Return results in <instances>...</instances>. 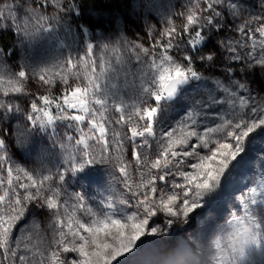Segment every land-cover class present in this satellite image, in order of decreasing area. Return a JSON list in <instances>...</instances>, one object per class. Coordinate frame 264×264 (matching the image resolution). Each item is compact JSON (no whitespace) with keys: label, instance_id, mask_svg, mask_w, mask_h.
I'll return each instance as SVG.
<instances>
[{"label":"snow or ice","instance_id":"obj_1","mask_svg":"<svg viewBox=\"0 0 264 264\" xmlns=\"http://www.w3.org/2000/svg\"><path fill=\"white\" fill-rule=\"evenodd\" d=\"M74 5L69 0H0V31L13 29L17 34L32 36L49 28L62 12L71 10ZM49 8L53 9L51 14H48ZM180 15L185 21L182 27L178 28L173 19H168L159 38L150 29L151 47L126 37L111 46L117 54V62H120L121 48H126L155 73L151 86L144 88L140 107L125 116L128 124L143 123L151 125L152 130L156 128L162 103L174 98L180 85L205 76L197 70V62L210 67L220 62L224 66L226 77L209 78L220 94L215 100L223 97L218 106L227 104L232 111L215 116L208 124L202 123L207 114L198 119L193 112L186 113L177 122L176 131L183 138L173 141L172 148L162 153L167 158L163 171L168 175L158 180L165 184L167 192L153 189V198H160L159 209L149 206L146 194H142L145 198L132 205L135 214L125 215L116 207L114 199L107 198L114 196L116 189L111 186L103 189L101 171L97 192L103 189L106 195L99 199L95 196L88 199L84 194L81 199V196L74 195L77 187L91 190L96 183L93 171L100 170L98 165L85 164L83 153H87L88 160L95 164L97 159L103 161L124 147L131 156L134 146L138 155L146 149L151 158L153 152L155 137L149 139L147 134L133 137L127 124L124 126L127 131L119 139L115 133L109 136L111 117L107 112L99 115L100 109L96 105L102 102L94 96L97 68L103 75L101 67L106 63L103 53L110 48L108 43L99 45L101 55L98 59L95 58L97 47L88 43L82 55L75 59L69 57L58 70L10 73L0 66V264H120L122 257L134 252L142 237L160 232L158 227H148L152 217L158 212L169 217L177 215L173 204L179 199L181 189L185 190L182 194L187 199V190L206 177L205 169L216 165H220L223 173L217 176L222 185V181L230 177L231 169L243 161L252 136L264 133V93H253L246 78L249 72L258 70L264 73V0H253L251 4L248 0H188L185 12ZM33 78L49 90L56 85H62L63 90L58 97L49 94L31 99L26 82ZM73 83L79 86V91ZM22 103L26 107H22ZM207 112L217 113L213 109ZM21 115H25L27 123L16 125V140L21 146L37 150L40 157L45 155V150L42 146L37 148L33 132H47L51 127L55 133L57 123L66 122L65 127L71 130V134L66 132L61 138V148L66 152L65 144H76L79 154L73 155L76 163L81 165L80 169L75 174L68 170L72 167V159L67 160V167L61 164L63 172L58 169L47 174L15 163L8 148L10 129L6 124L18 120ZM94 115L99 119L90 123ZM116 115H120V106H116ZM111 123L117 125L115 120ZM209 128L211 135L206 132ZM201 150H205L203 154ZM169 176L172 177L171 183H165ZM256 190L250 188L249 192L255 195ZM165 196L169 197L167 201ZM191 211L194 209L185 212V216ZM45 214L54 218L50 227L58 236L53 235L48 248L40 252L37 259L21 237L26 231L39 232L38 226L46 223L42 219ZM172 223L171 219L167 221L169 226ZM121 232L124 236L120 246H106L114 235L119 236Z\"/></svg>","mask_w":264,"mask_h":264},{"label":"rangeland","instance_id":"obj_2","mask_svg":"<svg viewBox=\"0 0 264 264\" xmlns=\"http://www.w3.org/2000/svg\"><path fill=\"white\" fill-rule=\"evenodd\" d=\"M106 1L109 2L108 14H106L108 32L101 35L89 33L84 25L77 24L75 19L77 13L68 10L62 12L49 28L42 29L32 36L17 34L13 29H8L7 31H11L16 36L19 45L18 61L13 64L0 55V66L8 69L10 73L20 70H26L29 74L44 69L58 70L69 57L75 59L82 55L88 43L97 47L95 50L97 59L101 55L99 45L102 43L110 45V48L103 53L106 61L101 67L103 75L100 74V68H97L94 96L98 102H102L96 105L100 109L99 115L102 116L107 112L111 117L108 125L109 136L115 133L119 139L120 135L127 131L124 128L127 124L128 131L133 137L145 134L149 139L155 137L153 152L151 158L146 149L138 155L134 146L131 156L124 147L111 156H106L103 161L97 159L95 164L88 160L87 153H83L84 163L93 167L98 165L100 170L93 171L96 183H93L91 190L77 187L74 195L81 196V199L84 195L88 199H92L93 196L99 199L101 195H106L103 189H109L111 186L116 192L114 196L109 195L107 198L114 199L116 207L125 215H134L136 209L132 205L139 204V201L145 198L142 194H146L149 206L154 205L159 209L160 198H153V189L158 188L162 192H167L165 184L158 180L161 176L168 175L163 171L167 158L162 153L172 148L173 141L183 138L179 131H176L177 122L186 113L193 112L198 115V119H202L207 114V119L202 123L208 124L213 122L215 116L227 115L232 109L227 104L218 106L223 102V97L218 101L215 100L220 94L209 78V76L226 77L224 66L220 62L214 67L197 62V70L205 76L190 80L188 85L180 90L175 100L171 102L165 100L162 103L156 117L155 130L151 129V125L145 126L143 123L128 124L125 116L140 107L144 88L151 86L155 73L126 48H121L120 62H117V54L112 51L111 46L121 37H126L130 41L151 47L152 37L148 35L150 29L159 38V33L167 27L168 19H173L177 27L183 25L185 21L180 13L185 12L188 0ZM248 3H253V0H248ZM52 11L53 9L49 8L48 14ZM86 17H92L90 11L86 13ZM3 31H0V36ZM68 71L70 70H66ZM246 78L253 93H264L257 84L258 79L264 82V73L258 70L249 72ZM73 87L79 91L77 84L73 83ZM62 90V85L53 86L49 90L34 78L26 82V91L32 94L31 99L49 94L58 97ZM21 106L26 107V104L22 103ZM116 106H120L119 116L116 115ZM208 109H213L217 113H208ZM97 119L99 116L94 115L90 123ZM112 120H115L117 125H112ZM18 123L21 125L27 123L25 115L6 124L10 129L8 148L15 163L26 169L40 170L41 174H47L58 169L63 172L61 164L67 167V160L72 159V167L68 170L75 174L80 169L81 165L76 163L73 155L79 154L76 144H65L66 152L61 148V138L66 132L71 134V130L65 127L66 122L57 123L55 133L51 127L47 132L40 130L33 132V142L37 148L42 146L45 150L43 157H40L37 150L30 146H21L17 142L14 129ZM84 130L88 131L87 126ZM226 130L231 131V129ZM211 131L210 128L206 129L209 135ZM204 151L201 150V154ZM145 164L146 167H141ZM100 171L104 176V185L103 189L97 192ZM205 171L206 177L187 190L189 193L187 199L182 194L185 190H180L179 199L173 204L177 215L169 217L163 212H158L152 217L148 227H158L160 232L154 236L142 237L134 252L122 257L120 264H264V179H262L264 178V133L252 136L248 141L243 161L238 167L231 169L230 177L222 181V185L217 180V176L223 175L220 165L209 166ZM171 181L172 177L169 176L165 183ZM250 188L258 189L255 195L249 192ZM68 191L73 192L72 189ZM168 198L165 196V201ZM129 201L132 203L129 204ZM193 209L194 211L185 216V212ZM72 215L74 216L75 213L73 212ZM83 218L87 219V217ZM42 219L46 223L42 227L38 226L39 232L26 231L21 237L37 259L39 253L48 248L53 235L58 236V233H54L50 227L54 223V218L45 214ZM169 219L173 220L170 226L167 224ZM123 236V232L119 236L114 235L110 244L106 246H120Z\"/></svg>","mask_w":264,"mask_h":264},{"label":"trees","instance_id":"obj_3","mask_svg":"<svg viewBox=\"0 0 264 264\" xmlns=\"http://www.w3.org/2000/svg\"><path fill=\"white\" fill-rule=\"evenodd\" d=\"M74 2L75 5L71 9L72 12L77 13L76 21L78 25L84 27L91 34H104L108 32V4L106 0H69ZM90 11L92 19L86 17V13ZM106 17V19H104ZM182 27V24L178 28ZM19 45L16 36L11 31H3L0 36V55L10 63H17L18 61ZM262 91H264V82L259 79L257 81Z\"/></svg>","mask_w":264,"mask_h":264},{"label":"water","instance_id":"obj_4","mask_svg":"<svg viewBox=\"0 0 264 264\" xmlns=\"http://www.w3.org/2000/svg\"><path fill=\"white\" fill-rule=\"evenodd\" d=\"M187 85H188V83L180 85L179 90H178L176 96H175L174 98L168 99L167 101H168V102H171V101L175 100V99L177 98V96L179 95L180 90H181L182 88H185Z\"/></svg>","mask_w":264,"mask_h":264}]
</instances>
